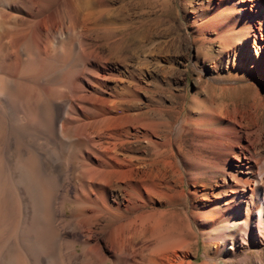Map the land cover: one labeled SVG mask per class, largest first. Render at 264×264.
<instances>
[{
  "label": "bare ground",
  "instance_id": "1",
  "mask_svg": "<svg viewBox=\"0 0 264 264\" xmlns=\"http://www.w3.org/2000/svg\"><path fill=\"white\" fill-rule=\"evenodd\" d=\"M57 1L0 3V264H193L198 236V264H237L236 254L264 246V103L226 96L250 85L245 75L264 84V1L218 0L201 24L219 41L214 71L224 82L201 85L181 124L202 126L210 146L211 162L180 160L202 191L185 189L178 162L163 159L175 153L159 121L124 114L122 90L102 94L116 74L95 66L88 36L111 34L103 0H85L97 11L83 16L79 2ZM61 69L64 79L49 80ZM131 136L150 157L124 155ZM168 177L193 195L187 212L146 209L168 200ZM200 193L210 204L200 206Z\"/></svg>",
  "mask_w": 264,
  "mask_h": 264
},
{
  "label": "rangeland",
  "instance_id": "2",
  "mask_svg": "<svg viewBox=\"0 0 264 264\" xmlns=\"http://www.w3.org/2000/svg\"><path fill=\"white\" fill-rule=\"evenodd\" d=\"M3 1L5 0H0V3ZM58 1H67L71 5L79 2V13L81 16L87 13H96L97 11L95 9H87L84 6L85 0ZM217 1L103 0L102 4L105 6L107 20L111 22L109 30L111 34L109 36L107 32L103 31L104 34L102 29L95 28L89 31L88 36L89 42L95 50V66L101 71L100 67H107L114 72V75L116 74L108 82L107 93L102 91L104 92L102 94L109 96L108 93H110V97H112L115 91L122 90L123 92L121 93H124V114L144 113L153 120L159 121L158 126L162 132L167 134L168 137L166 136L165 138L171 141L172 145H170V148L175 153V155H172L173 157H170L167 155L168 151H164L167 154L164 156L165 153H162V157L169 161L175 160L178 162V169L182 173V180L184 179L183 181L185 182L184 188L187 190L202 191L203 188L194 185V180L186 178L187 174L184 173L180 160L188 162L209 160L208 162H211L207 158L208 155L211 156L209 153L210 146L203 142L204 138L203 136L201 138L199 134L202 126H197L193 123H186L185 126L181 124H183V120H186L189 108L191 109L194 106L191 100L196 97L195 95L198 93L196 98L202 99L206 94L202 86L206 82L212 85H217L220 82V79H216L218 76L214 71V65L219 58L217 55L219 41L216 39L214 31H205L201 26L203 22L217 14ZM118 44L120 45V50L116 49ZM206 47H211V49L207 50ZM60 71L48 76L49 80L57 77L64 79L66 71L63 69ZM243 80H241L242 84H247L248 82L250 85L244 86L237 93L229 91L226 96L228 98L233 97L235 100L237 99L238 103H241L242 101H247L244 98L255 94V96L262 98V103H264V84H251V80L246 75ZM222 83L224 82H220L218 85ZM250 87L251 89H249ZM111 91L113 92L111 93ZM97 95L102 96L101 92ZM97 104V102L94 104L95 113H98V109L101 108ZM94 107L92 106V108ZM181 110L183 112L179 116ZM260 111L264 115V108ZM153 138L160 142L163 141L162 137ZM146 144L144 139L131 136L128 142H124V155L134 158L147 155L150 157L152 148ZM257 150L264 156V142L260 143ZM218 177L217 175L211 178L214 184L220 182ZM167 181L170 186V191H167L171 199L169 197L168 200H155L146 209H151L154 205L160 206L162 202L163 204L169 203L168 206L172 205L177 210L187 212L191 196L184 192L178 193L180 186L174 177H168ZM69 184L68 188L71 187ZM191 198H193V195ZM209 199L211 200L213 197L209 194L200 193L198 194L197 202L201 201L200 203L198 202L200 206L208 205L210 204ZM173 200H175V205ZM68 211L70 210L68 209ZM191 235L189 236L193 237ZM197 238L198 257L192 258L193 264L201 263L205 258L202 239L199 236ZM260 253L261 255H259ZM238 254L235 256L237 264H260L259 258H262L264 262V246L254 247L251 248L250 252L241 251ZM245 259L248 260L244 261Z\"/></svg>",
  "mask_w": 264,
  "mask_h": 264
}]
</instances>
